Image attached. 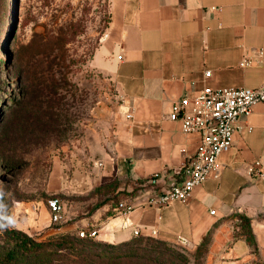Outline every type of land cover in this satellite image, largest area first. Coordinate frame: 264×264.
<instances>
[{"label": "crops", "instance_id": "obj_1", "mask_svg": "<svg viewBox=\"0 0 264 264\" xmlns=\"http://www.w3.org/2000/svg\"><path fill=\"white\" fill-rule=\"evenodd\" d=\"M107 1L96 63L113 76L123 104L105 161L128 180V191L156 173L160 189L200 145L198 133L169 119L174 103L205 88L264 84V0ZM236 127L217 171L188 200L153 208L135 198L136 207L111 218L98 238L119 244L150 236L190 247L209 236L210 264H264V177L251 172L260 162L264 174V103ZM241 218L255 247L239 234Z\"/></svg>", "mask_w": 264, "mask_h": 264}, {"label": "rangeland", "instance_id": "obj_2", "mask_svg": "<svg viewBox=\"0 0 264 264\" xmlns=\"http://www.w3.org/2000/svg\"><path fill=\"white\" fill-rule=\"evenodd\" d=\"M4 2L0 224L10 218L15 226L0 229V264H7L12 231L41 247L11 264H150L175 249L189 264H210V237L189 247L164 246L154 237L115 244L78 236L80 228L101 229L117 217L129 194L128 180L105 161L123 104L113 76L96 63L110 20L108 1ZM51 197L64 206L61 225L51 222Z\"/></svg>", "mask_w": 264, "mask_h": 264}, {"label": "built area", "instance_id": "obj_3", "mask_svg": "<svg viewBox=\"0 0 264 264\" xmlns=\"http://www.w3.org/2000/svg\"><path fill=\"white\" fill-rule=\"evenodd\" d=\"M250 63V58H245L242 65ZM258 103H264V84L258 88H205L175 102L169 119L180 122L187 133H198L199 148L186 159L178 178L172 179L166 186L157 188L161 177L159 173L139 184V193L120 204V214L131 212L136 207L133 200L138 197L144 198V203L140 205L153 208H162L175 200H188L194 189L217 171L219 156L232 147L236 123L242 116L250 115ZM259 166L260 162H256L251 172L263 178ZM47 207L53 224L65 222L60 198H49ZM77 234L80 238H97L99 229L83 227L77 230Z\"/></svg>", "mask_w": 264, "mask_h": 264}, {"label": "trees", "instance_id": "obj_4", "mask_svg": "<svg viewBox=\"0 0 264 264\" xmlns=\"http://www.w3.org/2000/svg\"><path fill=\"white\" fill-rule=\"evenodd\" d=\"M5 2L4 0H0V16L4 10ZM144 180L138 181L135 183L133 189L129 191L127 200H131L134 198L139 192L138 185L143 183ZM118 212H120L119 208H116ZM241 223L240 224V229L244 230L245 233L243 234L245 238L247 239L248 243L252 246L255 247L254 243V238L251 233L250 227H249V221L246 218H241ZM12 240H13V247L9 250V252L6 254L4 260L7 262V264H11L21 256H25L26 254L32 252V251H38L41 247V244L36 242L34 239L30 238L27 236L25 233L22 231H12ZM150 237V236H146ZM209 237V236H208ZM207 237V238H208ZM145 238V237H141ZM81 239H93V238H81ZM133 241V240H131ZM205 241V239H204ZM130 242V241H128ZM159 244L167 246V242L158 240ZM203 242V241H202ZM201 242V243H202ZM127 243V242H125ZM122 244V243H121ZM177 257V259H176ZM178 261V263L176 262ZM150 264H189V261L187 260L186 256L184 254H181L177 252L175 249L168 257L167 259L164 258H159V259H154L150 260Z\"/></svg>", "mask_w": 264, "mask_h": 264}, {"label": "clouds", "instance_id": "obj_5", "mask_svg": "<svg viewBox=\"0 0 264 264\" xmlns=\"http://www.w3.org/2000/svg\"><path fill=\"white\" fill-rule=\"evenodd\" d=\"M9 226H15V222L12 219H8L5 224H0V229H6Z\"/></svg>", "mask_w": 264, "mask_h": 264}, {"label": "water", "instance_id": "obj_6", "mask_svg": "<svg viewBox=\"0 0 264 264\" xmlns=\"http://www.w3.org/2000/svg\"><path fill=\"white\" fill-rule=\"evenodd\" d=\"M15 31V30H14Z\"/></svg>", "mask_w": 264, "mask_h": 264}]
</instances>
